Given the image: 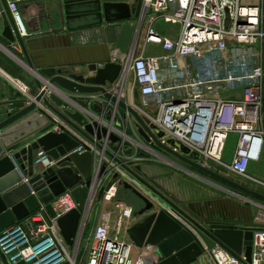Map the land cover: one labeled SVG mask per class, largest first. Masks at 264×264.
I'll use <instances>...</instances> for the list:
<instances>
[{"label": "built area", "instance_id": "built-area-1", "mask_svg": "<svg viewBox=\"0 0 264 264\" xmlns=\"http://www.w3.org/2000/svg\"><path fill=\"white\" fill-rule=\"evenodd\" d=\"M21 1L10 0L8 6L18 32L26 37L30 28L19 8ZM143 4L147 9L145 17L149 16L152 25L157 20L179 25L180 36H163L151 27L146 42L160 46L165 51L162 56L134 58L115 50L113 62L120 63L124 72L106 89L125 101L127 75L133 73L140 89L142 107L135 104L131 107L150 121L147 127L151 133L144 129L149 141L136 131L129 113L121 112L117 104L104 96L89 95L85 102H79L73 98L75 96L61 93L59 97L69 105L71 112H81L90 124L105 126L121 141L113 144L92 135H89L91 140L85 138L71 124L47 110L57 123L52 131L67 133L81 144L58 159L38 151L34 159L36 174L71 166L64 160L72 154L86 152L87 146L95 156V163L85 222L73 253L58 224L62 217L78 209L72 195L78 186L67 189L51 202L56 217H49V223L42 215V212L46 213L42 205L24 222L0 232V251L7 264H78L77 245L89 219L96 187L105 183L109 188L104 202L107 205L115 203L116 207L113 212L102 211L86 264L159 263L161 258L155 247L138 248L130 240L127 231L134 226L137 217L133 207L118 201V195L120 182H128L150 196L122 164L130 168L131 162L147 160L148 154L168 164L176 163L177 158L164 147L176 153L186 147L191 153L200 155L198 163L201 166L209 167V162H214L225 168L226 175L240 176L264 187V182L248 175L249 166L259 161L264 149V0H143ZM227 10L230 22L226 28ZM30 17L32 22L35 21L36 16ZM23 85H18L23 97L33 99L35 96L30 97L29 88ZM236 93L243 96L241 100L220 97ZM93 103L101 105L102 116H97L86 106ZM53 106L64 113L62 107ZM118 122L120 126L117 128ZM151 125L155 129H151ZM160 133L164 136L159 137ZM232 135L237 137L235 153L232 161L227 163L223 158ZM171 140L174 144H170ZM128 151H131L130 155ZM16 168L30 187L29 178L17 164ZM255 223L258 226L253 231L251 261L248 262L244 253L235 256L223 246L216 245L208 252L214 264H264V220Z\"/></svg>", "mask_w": 264, "mask_h": 264}, {"label": "water", "instance_id": "water-1", "mask_svg": "<svg viewBox=\"0 0 264 264\" xmlns=\"http://www.w3.org/2000/svg\"><path fill=\"white\" fill-rule=\"evenodd\" d=\"M2 1L7 13H3L4 36L12 42L18 40L25 48L17 28H14L15 35L12 31L14 19L8 2L7 0ZM106 1L122 2L124 0ZM110 7L121 12V15L115 19L120 22L130 21L137 13V5L129 6L122 2L110 4ZM146 10L143 9V19ZM226 13L227 28L230 17L228 10ZM141 23L137 27L130 23L122 26L116 46L120 54L132 56L139 41ZM89 71L93 73V76L87 77L72 72L64 74L61 70L55 69L42 70L40 74L47 81L37 82L39 90L37 96L33 99L21 100L20 102L27 106L14 113L0 114V232L13 224L26 220L40 210L42 205L46 210V213L42 212V215L49 223V217H56L51 202L67 189L76 186L78 188L73 191L72 195L78 204V209L62 217L58 224L63 238L70 247L75 246L83 229L87 199L90 196L94 177L95 156L84 145L86 152L72 154L64 160L71 166L47 169L36 174L34 159L38 151L47 152L52 158L58 159L81 144L67 133L53 132L52 129L57 123L47 110L53 111L90 140L89 135L96 136L98 140H109L113 144L118 143L121 139L105 126L98 123L90 124L81 112H71L69 105L59 97L62 96L61 93L66 96H104L113 104H117L120 109L129 113L136 131L149 141L144 129L151 133L150 128L147 127L150 121L145 116H140L127 102L119 100L106 89L108 85L115 84L121 78L124 72L123 66L120 63L109 62L103 67L90 65ZM52 103L65 109L64 113L57 110ZM117 126H120V122L117 123ZM81 127H84V130ZM151 129H155V127L151 125ZM163 136V133L159 134V137ZM170 144H174V141L171 140ZM98 147L101 146L98 145ZM164 148L193 169L264 202V194L226 178L224 167L218 166L214 162H209V167L201 166L198 163L200 155L191 153L186 147H181L180 153L173 152L167 147ZM127 154L130 155L131 151H128ZM16 164L23 171L24 176L29 178L30 187L35 194L24 182ZM122 166L150 194V196H146L128 182H120L121 187L131 191L142 205L141 210L135 216L144 217L142 221L128 229L127 234L138 248L155 247V252L161 258L157 264H192L214 249L216 245L223 246L235 256L244 253L248 262L251 261L253 231L258 226L257 223L198 222L168 200L156 187L144 180L138 173L142 170L141 166L136 167L138 172L124 164ZM81 183L85 185L79 186Z\"/></svg>", "mask_w": 264, "mask_h": 264}, {"label": "crops", "instance_id": "crops-1", "mask_svg": "<svg viewBox=\"0 0 264 264\" xmlns=\"http://www.w3.org/2000/svg\"><path fill=\"white\" fill-rule=\"evenodd\" d=\"M7 2L9 5L10 0H7ZM122 2L129 6L137 5V13L130 21L120 22L115 20L121 15V12L111 8L110 4ZM122 2H108L106 0H22L19 3V8L27 20L28 29L30 28L28 36H21L24 42V48L18 40L12 42L4 36L5 26L3 13L6 12L4 3L0 0V114L7 113L12 107L20 110L27 106V104L20 102L23 100L24 95L20 91L18 84L23 82L29 85L31 87L30 97L36 96L39 93L37 82L43 83L47 81L40 74L42 70L55 69L61 70L64 74L72 72L77 75L89 77L93 76V73L89 71L90 65L102 67L106 63L113 62V52L117 50L116 46L122 26L130 23L132 26L137 27L143 19V0H124ZM32 15L36 16L34 20L37 21L38 28L35 26L36 22H32L31 20L30 16ZM141 24L139 41L132 53V57L134 58L162 56L165 54V51L160 46L147 44L146 38L151 27L163 36L173 38L180 36L181 27L179 25H170L163 20H157L152 25L149 16H146ZM13 26L12 31H14L15 35L14 28H17L15 21ZM127 85L128 89L133 88V91H131L133 102L137 106L142 107L140 89L138 95L134 93L136 82L132 72H128ZM88 96L79 95L73 98L76 101L85 102ZM220 97L226 100H241L243 96H240V93H236ZM86 106L88 108L90 107L89 109L97 116H102V108L99 103ZM230 138L233 139L236 147L237 137L232 135L229 137V140ZM226 153L227 146L223 160L230 163L234 158L235 148L232 155L227 159ZM262 155H264V149L261 157ZM175 161L192 168L179 159H175ZM138 166L142 168L140 172L136 170ZM130 168L138 172L160 192H166L158 181H151L152 183L149 181V178H153L152 175L155 174H153L149 167L147 168V164L144 161H133L130 164ZM249 171L253 175V178L264 181V174L259 172L256 162H253L249 166ZM123 192L125 195L129 193L134 197L129 190L123 188ZM134 199L136 198L134 197ZM204 199H199V201L193 200L190 207L186 209V212L198 222H245L243 207L239 204H229L227 201L221 200H209L208 203ZM128 201H132V198L128 197L126 201H123V204L128 205ZM132 204L128 206L134 208L135 214L141 210L142 205L141 207H136ZM227 210L231 212L229 218ZM143 218L137 217L134 225L142 221ZM93 233L94 230L90 238L86 241L85 248L82 249V253L85 254V259L78 264H86L87 262ZM75 247L69 246L70 251L74 253ZM0 264H7L1 251ZM192 264H214V262L207 253Z\"/></svg>", "mask_w": 264, "mask_h": 264}, {"label": "rangeland", "instance_id": "rangeland-1", "mask_svg": "<svg viewBox=\"0 0 264 264\" xmlns=\"http://www.w3.org/2000/svg\"><path fill=\"white\" fill-rule=\"evenodd\" d=\"M23 84L29 88L30 90L29 94H30L31 87L25 83ZM134 89H135L134 93L138 95L139 93L138 86L136 85ZM131 91H133V88H129L124 96L125 101L130 106L132 104H135L133 102V96H131ZM23 99H27V98L24 97ZM13 109L16 110V108L12 107V109H10L9 111ZM120 111L123 112L122 109H120ZM118 127L119 126H117V128ZM127 146L130 145L127 144ZM234 148H235V142L233 141L232 138H230V140H228L227 143L226 159L232 155ZM144 163L147 164V168L149 167L152 170L153 174H155L152 175L153 178H149L150 180L148 179V177H146V179H148L150 182L158 181L159 183H161L163 189L166 190L165 193L161 191L162 194L165 195V197H167L168 200L172 201L174 204H176L180 209L184 210L185 212L186 209L190 207L193 200L199 201V199L205 198L204 201H207L208 203L209 200H213V201L221 200V201H227L229 204L230 203L239 204L240 206L243 207V216L245 218V222L247 223H255L264 220V207H263L264 202L254 199L249 195L243 194L238 190L231 188L226 184L210 176H207L205 174L203 175V173H199L198 171H195L192 168H189L188 166L183 165L181 163L176 162L180 166L173 165L172 163L168 164L167 162L163 161L161 158H158L153 154H148L147 160H144ZM256 166L259 169V172L264 174V155H262L260 161L256 162ZM248 175L251 177L253 176L250 173V171H248ZM224 176H226V178L240 185L245 186L246 188L264 194V187L259 185L258 183L253 182L252 180L236 175L224 174ZM105 184L96 187V194L93 199L91 211L89 214V219L85 226V230L83 231L82 236L77 245L78 247L77 263L85 259L84 257L85 254L82 253L83 251L82 249L85 248L86 241L92 235V232L99 221L102 211L103 210H108L111 212L115 211V207H116L115 203L112 204L110 203L107 205L104 202L105 193L109 188L107 187L108 184L106 185ZM128 197L132 198V201H128L127 203L129 204L133 203L132 205H135L136 207H141V203L137 199H134V197L131 196L129 193L125 195V193L123 192V188H120L118 201L124 203L123 201H126ZM259 204L262 206H260ZM227 213L229 218L231 216L230 210H227ZM113 219H116V217L114 216Z\"/></svg>", "mask_w": 264, "mask_h": 264}, {"label": "bare ground", "instance_id": "bare-ground-1", "mask_svg": "<svg viewBox=\"0 0 264 264\" xmlns=\"http://www.w3.org/2000/svg\"><path fill=\"white\" fill-rule=\"evenodd\" d=\"M20 84H21V83H20ZM20 84H19V85H20ZM23 86H24V85H23ZM171 163L174 164V165H176V166H180V165H178L177 163H173V162H171ZM171 163H170V164H171Z\"/></svg>", "mask_w": 264, "mask_h": 264}]
</instances>
